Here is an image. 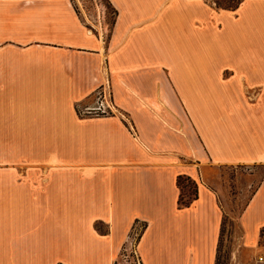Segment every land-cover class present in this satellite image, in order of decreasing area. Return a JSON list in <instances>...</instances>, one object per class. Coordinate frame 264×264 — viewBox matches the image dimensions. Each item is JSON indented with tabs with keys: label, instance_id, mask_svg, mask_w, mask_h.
<instances>
[{
	"label": "crops",
	"instance_id": "obj_1",
	"mask_svg": "<svg viewBox=\"0 0 264 264\" xmlns=\"http://www.w3.org/2000/svg\"><path fill=\"white\" fill-rule=\"evenodd\" d=\"M107 1L105 37L73 0H0V264H114L134 225L139 264H216L210 170L264 165V36L234 33L264 0ZM237 220L264 255V177Z\"/></svg>",
	"mask_w": 264,
	"mask_h": 264
},
{
	"label": "rangeland",
	"instance_id": "obj_2",
	"mask_svg": "<svg viewBox=\"0 0 264 264\" xmlns=\"http://www.w3.org/2000/svg\"><path fill=\"white\" fill-rule=\"evenodd\" d=\"M241 1L209 0L208 4L213 8L230 10L237 8ZM73 7L89 30L102 29L105 37L108 36L113 24L114 13L107 0H73ZM252 8V12H257L259 9L255 6ZM240 20L241 23L234 26V33L238 35L241 43L245 44L254 40L257 42L259 37L264 36V18L254 15L248 18L243 16ZM261 51L264 53V46ZM93 100L96 101V96ZM210 173L211 184L218 191L224 212L218 264H263L257 261V257L262 255L261 250L240 248L238 242L240 229L237 219L256 186L264 177V165L219 167L210 170ZM141 230V226H133L131 237L134 241ZM259 245L261 247L264 245V234Z\"/></svg>",
	"mask_w": 264,
	"mask_h": 264
},
{
	"label": "built area",
	"instance_id": "obj_3",
	"mask_svg": "<svg viewBox=\"0 0 264 264\" xmlns=\"http://www.w3.org/2000/svg\"><path fill=\"white\" fill-rule=\"evenodd\" d=\"M105 90L104 87H100L97 89L94 93V96H96V101L95 104L97 105L93 109L89 108H84L81 112L80 115H93V116H98V115H106L107 114V105H104V100H105ZM139 237V234L135 238L136 240L134 241L133 237H129V240L127 243L122 247L120 254H119V259L115 261L114 264H139V259L136 255V244H137V239ZM257 261L260 263L264 264V255H260L257 257Z\"/></svg>",
	"mask_w": 264,
	"mask_h": 264
},
{
	"label": "trees",
	"instance_id": "obj_4",
	"mask_svg": "<svg viewBox=\"0 0 264 264\" xmlns=\"http://www.w3.org/2000/svg\"><path fill=\"white\" fill-rule=\"evenodd\" d=\"M112 10H113L114 19H115L116 11L113 8H112ZM113 24H114V20H113ZM113 24H112V27H113ZM184 183H186L187 185H185ZM176 184H177V187L179 189L178 206L180 208L189 207L190 204L194 200L197 199V185H196V183L188 177L179 176L177 178ZM96 227L98 228V226H96ZM221 232H222V227H221ZM220 239H221V236H220ZM220 239H219V244L217 247L216 264H218V259H219V248H220V244H221Z\"/></svg>",
	"mask_w": 264,
	"mask_h": 264
}]
</instances>
